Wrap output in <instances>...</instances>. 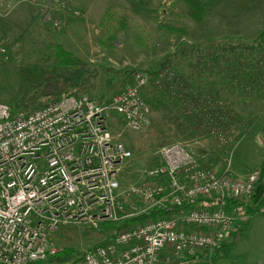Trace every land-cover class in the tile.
Wrapping results in <instances>:
<instances>
[{"label":"built area","instance_id":"obj_1","mask_svg":"<svg viewBox=\"0 0 264 264\" xmlns=\"http://www.w3.org/2000/svg\"><path fill=\"white\" fill-rule=\"evenodd\" d=\"M24 2L37 0H0V13ZM39 10L41 21L56 29L55 12L80 15L67 0H50ZM7 55L0 38V56ZM168 77L163 70L157 82ZM135 81L106 104L69 95L21 113L0 100V264L56 257L62 247L55 233L62 226L97 230L152 212L158 214L119 229L66 264H192L223 246L259 170L238 177L208 168L172 142L159 148L160 163L144 170V182L122 187L121 170L132 152L111 132L109 117L114 112L132 131L149 128L151 111L142 97L148 78L137 73Z\"/></svg>","mask_w":264,"mask_h":264},{"label":"rangeland","instance_id":"obj_2","mask_svg":"<svg viewBox=\"0 0 264 264\" xmlns=\"http://www.w3.org/2000/svg\"><path fill=\"white\" fill-rule=\"evenodd\" d=\"M49 1L24 2L7 15L0 13V38L8 47V55L0 56V100L21 113L70 92L106 104L134 85L137 73L146 74L142 94L151 111L149 128L129 130L110 112L111 132L132 152L121 170V186L144 182V170L160 163L159 148L172 142L185 145L208 168L227 169L238 177L258 169L260 179L241 204L223 246L192 264H264V213L252 212L264 194V98L230 93L220 80H204L198 72L207 46L227 37L251 42L264 29V0H204L211 11L203 24L181 16L179 0H67L80 15L55 12L59 29L40 19L39 9ZM110 4L126 9L130 18L128 28L107 41L100 21ZM169 27L184 28L187 34ZM60 48L84 65L62 64ZM166 61L189 85L224 101L233 112L227 127L215 131L199 124L165 89L151 84L146 71ZM101 230L65 225L56 239L68 253L38 264H66L102 242L106 234Z\"/></svg>","mask_w":264,"mask_h":264},{"label":"trees","instance_id":"obj_3","mask_svg":"<svg viewBox=\"0 0 264 264\" xmlns=\"http://www.w3.org/2000/svg\"><path fill=\"white\" fill-rule=\"evenodd\" d=\"M179 2L184 8L183 14L180 15L186 17L194 24H203L205 18L211 11L210 6L204 0H179ZM171 14L178 15L177 12H171ZM129 18L130 14L126 9L120 5L110 4L100 21L101 26L104 28L103 38L110 41L119 30L127 29ZM169 28L182 35L187 34V30L184 28ZM206 49V54L203 55L202 64H200L201 67L198 71L200 74L202 73L201 75L204 80L208 78L220 80L222 88H226L230 93L245 94L250 99L264 98V29L251 42L227 37L221 40L219 44L207 46ZM57 53L62 59V64L67 67L73 65H80L81 67L84 65L81 60L69 55L67 56L61 48ZM160 66V68L155 70L146 71L151 75L150 82L154 87H162L165 89L177 101L178 105H181L185 111L189 110L188 113L199 124L207 125L208 128L215 131L224 129L230 124L229 121L233 118V112L228 110L229 108L225 106L224 101L222 102L217 97L208 96L203 91L189 85L187 80L183 79L179 74H176L175 70L169 67V61L161 63ZM163 70L167 71L169 77L157 82L158 76ZM69 95L78 96L81 94L76 92L63 93L62 95L58 94L55 98H51V101ZM13 111L17 112L14 109ZM261 205H264V195L252 212L258 211ZM157 214L158 212H152L148 215L129 218L119 223H103L101 225L102 230H97H101L106 236L99 244L105 243L119 229L129 227L147 216L154 217ZM159 214L164 215L165 213L162 212ZM63 227L65 226H62L60 229H63ZM59 230L55 233V239L57 238ZM87 230L93 231L94 229L87 227ZM67 253V251L62 249L55 258ZM29 264L38 263L33 262Z\"/></svg>","mask_w":264,"mask_h":264},{"label":"crops","instance_id":"obj_4","mask_svg":"<svg viewBox=\"0 0 264 264\" xmlns=\"http://www.w3.org/2000/svg\"><path fill=\"white\" fill-rule=\"evenodd\" d=\"M20 6H22V3L18 4L16 7H14L9 13H11L12 11H14V10L20 8ZM9 13H8V14H9ZM6 15H7V14H6ZM262 196H263V195H262ZM261 199H262V198H261Z\"/></svg>","mask_w":264,"mask_h":264}]
</instances>
